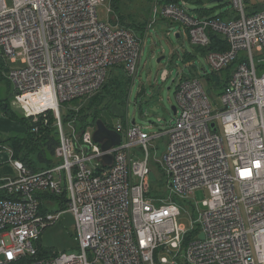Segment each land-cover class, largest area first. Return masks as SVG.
Wrapping results in <instances>:
<instances>
[{
  "label": "built area",
  "instance_id": "built-area-1",
  "mask_svg": "<svg viewBox=\"0 0 264 264\" xmlns=\"http://www.w3.org/2000/svg\"><path fill=\"white\" fill-rule=\"evenodd\" d=\"M104 1L0 0V50L23 64L7 74L15 101L34 122L52 110L60 134V162L37 171L0 146L15 168L0 172V264H264V69L255 58V50L264 55V4L230 0L235 10L223 17L193 13L189 0H153L142 34L118 16L112 25L102 21L97 7ZM161 17L179 21L177 33L185 30L194 44L208 47L213 71L235 63L221 92L223 108L214 110L199 77L183 74L166 130L149 133L126 117L112 128L121 142L107 150L94 139L96 125L69 136L65 104L97 94L115 65L134 79L148 31ZM212 33L226 50L212 48ZM162 137L173 190L167 199L152 196L149 183L150 144ZM197 189L209 196L188 230L179 223L178 197ZM44 193L67 199V208L52 198L44 205ZM66 212L76 218L78 250L40 256L43 230Z\"/></svg>",
  "mask_w": 264,
  "mask_h": 264
},
{
  "label": "rangeland",
  "instance_id": "rangeland-1",
  "mask_svg": "<svg viewBox=\"0 0 264 264\" xmlns=\"http://www.w3.org/2000/svg\"><path fill=\"white\" fill-rule=\"evenodd\" d=\"M9 5L13 4L14 0H6ZM152 2L148 0H133L123 4L122 8L125 13L135 14L139 20L146 21V25L151 19ZM121 4V5H122ZM252 4H264V0H247V6ZM111 2L105 0L97 7L99 18L102 21L113 22V16H117L116 11H110ZM188 8L193 13H200L207 10L211 15H221L225 17L228 12L235 10L233 3L230 0L223 2H214L213 0H189ZM152 20V19H151ZM160 20V21H159ZM161 22V23H160ZM112 25V24H111ZM145 25V26H146ZM180 23L177 20H165L161 17L148 31L145 38L144 50L139 65V71L134 76L132 81L129 98L126 107V117L131 122L134 119L136 124L141 126L149 133H156L161 129L166 130L175 118L172 107L177 106V85L183 74L199 77L207 92L209 93L214 110L223 108L222 100V85L215 86L204 75V71L212 72L213 69L208 62L207 53L202 46L194 44L188 33L183 30L182 37H177ZM255 58L259 68L264 69V60L259 62V59L264 56L260 55L255 50ZM192 59H189L188 57ZM163 57L159 62L158 59ZM6 62L12 67L22 66L21 59L18 57V62L14 63L12 59L7 58ZM8 71V70H7ZM165 71L169 72L167 79H164ZM206 73V72H205ZM6 72V80L8 78ZM176 79V83L172 82ZM172 87L169 89V87ZM3 101L10 102V106L18 112L24 114L21 106L15 101V89L11 82L0 81V121L3 123L0 127V139L8 136L23 135L25 125L15 118H11L9 112H6L3 107ZM73 107L66 105L62 110L69 111ZM76 108V107H75ZM19 114V115H20ZM77 116L74 118L79 117ZM108 120L113 123L121 121L110 115H106ZM221 128V123L218 122ZM65 130L69 136L76 139L80 132L78 127L73 128L72 122L65 123ZM167 149V137H162L152 141L150 150L152 153V174L149 177L150 188L156 191L159 190L160 196L168 198L169 192L172 193L171 187L162 183L165 164L163 157ZM140 157H144V152L136 149ZM10 156H7L9 160ZM169 179V176L166 180ZM209 196L207 189H197L190 196L179 195L178 201L183 205V212L179 216V223L186 226L188 230H192L195 226V220L198 219L202 211H204V200ZM193 205L195 207H193ZM57 209H60L57 206ZM187 209V211H186ZM37 245L41 250L52 252H73L78 249V239L76 235V218L73 212H66L63 217L56 223L49 225L43 230Z\"/></svg>",
  "mask_w": 264,
  "mask_h": 264
},
{
  "label": "trees",
  "instance_id": "trees-1",
  "mask_svg": "<svg viewBox=\"0 0 264 264\" xmlns=\"http://www.w3.org/2000/svg\"><path fill=\"white\" fill-rule=\"evenodd\" d=\"M128 1L133 0H110L112 9L116 11L119 18V23L143 34L146 21H141L135 14L125 13L123 9H121L123 4ZM148 1L151 3L153 0ZM169 1L178 0H162V2ZM206 14L210 13L206 12ZM165 20L166 19H164V21ZM211 36L212 48L214 50L223 51L228 48V44L222 36L215 33H212ZM180 37H182V34H180ZM203 50L208 53V47H203ZM188 58L192 59L190 56ZM234 66L235 63H232L222 71H212L209 73L204 71V75L202 76L206 77L215 86L222 85L224 88L231 77ZM9 69L10 65L6 62L3 53L0 52V81H7V83L11 82L9 78L6 80V72H8L7 70ZM132 81L133 78L127 74L122 65L113 66L102 89L97 94L90 98L74 99L65 104L64 107L70 105L73 108L69 111L63 110L62 121L64 126L65 123L70 121L73 122V124L75 123L76 127H79L80 130H85L90 126H95L97 120L101 119L109 128H114L116 122L113 123L112 120H108L106 115L115 117L126 124V107ZM10 105V102L3 101L4 110L10 113L11 118L19 119L26 126V129L23 135L8 136L0 139V146H9L14 152V158L22 160L29 168L35 171L46 169L58 164L60 160L56 156V148L60 144V134L57 119L55 118L53 111H48L46 116H42L37 122H34L32 117L20 113L19 115ZM78 113L79 117L74 118ZM46 118L48 119V122H45ZM37 126L39 127V130L35 131L34 128ZM161 170L164 177L162 183L166 185L168 181L166 180L168 178V173L163 169ZM150 194L155 197H161L159 190L156 191L151 189ZM44 197L52 198L56 201L58 200L60 207L67 208V199L60 198V196H53L51 194L47 195V193H44ZM50 254H53V252L50 253L47 250L43 251L40 248V256H47Z\"/></svg>",
  "mask_w": 264,
  "mask_h": 264
},
{
  "label": "water",
  "instance_id": "water-1",
  "mask_svg": "<svg viewBox=\"0 0 264 264\" xmlns=\"http://www.w3.org/2000/svg\"><path fill=\"white\" fill-rule=\"evenodd\" d=\"M214 2H222L223 0H213ZM176 36L179 38L180 34L176 33ZM0 52H2V50H0ZM163 59V57L159 58L158 61L160 62ZM176 83V79L172 82V85ZM172 87L170 86L169 89H171ZM174 114L176 115L177 113V106L174 105L172 107ZM136 120L134 119L132 121V124H135ZM213 126V128L215 130H217L216 128V123L213 122L211 124ZM94 139L96 142H101L102 143V148L104 150L109 149L110 147H112L113 145H117L121 142V135L120 133L116 132L115 130H112L110 128L107 127V125L105 124V122L101 119L97 120L96 122V129L94 132ZM105 139H107V141H104ZM107 161H111L112 160V156L108 155L105 157ZM169 185H172V182L170 181ZM200 238H204V233L201 232L199 235Z\"/></svg>",
  "mask_w": 264,
  "mask_h": 264
},
{
  "label": "crops",
  "instance_id": "crops-1",
  "mask_svg": "<svg viewBox=\"0 0 264 264\" xmlns=\"http://www.w3.org/2000/svg\"><path fill=\"white\" fill-rule=\"evenodd\" d=\"M14 63H16V62H14ZM3 123H5V122L0 121V127ZM25 129H26V127H25ZM8 155L11 157V154L7 150H3L0 152V172L4 175L15 173V168H14L13 163L10 161V158H9V160H7ZM39 196L41 197V199L44 200V203H45L44 205H48V202L50 199L45 198L44 194H40Z\"/></svg>",
  "mask_w": 264,
  "mask_h": 264
},
{
  "label": "bare ground",
  "instance_id": "bare-ground-1",
  "mask_svg": "<svg viewBox=\"0 0 264 264\" xmlns=\"http://www.w3.org/2000/svg\"><path fill=\"white\" fill-rule=\"evenodd\" d=\"M48 195V194H47Z\"/></svg>",
  "mask_w": 264,
  "mask_h": 264
}]
</instances>
